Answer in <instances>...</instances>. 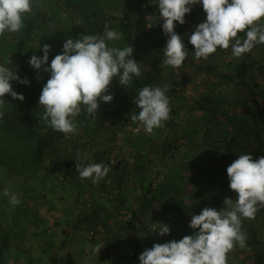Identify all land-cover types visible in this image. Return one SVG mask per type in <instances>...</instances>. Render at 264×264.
<instances>
[{
  "label": "trees",
  "instance_id": "obj_1",
  "mask_svg": "<svg viewBox=\"0 0 264 264\" xmlns=\"http://www.w3.org/2000/svg\"><path fill=\"white\" fill-rule=\"evenodd\" d=\"M40 9L25 17L20 32L2 37L0 65L29 85L12 81V90L25 99L6 96L0 108V173L10 172L21 201L13 207L0 193V264H76L75 236L82 230V240L104 245L90 264H140L141 251L154 240L163 244L194 235L192 215L205 207L219 211L224 198H235L227 167L240 154L264 156V45L242 58L232 57L229 48L197 61L188 38L206 13L196 5L185 24L176 23L174 31L189 53L174 69L163 64L168 37L156 0H66ZM105 25L121 35L107 41L108 47L132 46L130 59L141 75L127 86L114 79L108 93L113 100L100 103L95 119L82 111L77 133L66 138L40 119L39 96L50 74L28 61L34 54L42 58L48 44L44 67H50L67 39L103 35ZM146 85L166 86L170 100V118L154 135L142 127L137 132L139 125L131 120L139 112L134 99ZM77 151L87 154L86 163L109 167L107 177L97 184L81 180ZM57 188L71 193H56ZM153 223L167 224L170 234L153 233ZM242 230L247 248L237 246L229 254L233 263L264 264V208L255 219L243 220Z\"/></svg>",
  "mask_w": 264,
  "mask_h": 264
},
{
  "label": "clouds",
  "instance_id": "obj_2",
  "mask_svg": "<svg viewBox=\"0 0 264 264\" xmlns=\"http://www.w3.org/2000/svg\"><path fill=\"white\" fill-rule=\"evenodd\" d=\"M156 4L159 19L163 20V34L168 37L163 49L165 66L179 69L188 58L189 51L174 29L176 23L185 24V16L196 5H202L206 13L205 21L188 38L197 61L208 60L217 49L229 48L232 57L242 58L256 45H264V0H156ZM32 12V0H0V36L20 32L25 17ZM240 33H245L246 38L242 40ZM119 39L120 33L105 25L103 35L85 34L67 39L62 54L51 60L50 67H44L49 61L50 45H43L42 58L32 55L28 61L30 67L50 74L38 104L43 110L40 119L53 131L66 138L76 134L75 121L82 111L95 119L100 103L113 100V95L108 93L114 79L118 77V83L127 86L133 76L141 75L139 64L130 59L132 46L108 47L107 41ZM12 81L29 85L27 78L21 79L16 71L0 65V108L7 104L6 96L21 102L25 99L12 90ZM134 103L139 112L132 114L131 120L139 125L137 132L142 127L145 133L154 135V129L163 127L170 118L166 86L165 89L142 87ZM3 115L0 111V117ZM86 160L87 154L77 151L75 167L81 180L97 184L107 177L109 167L103 163L89 164ZM227 176L235 198H224L219 211L205 207L199 215H192L189 227L195 230L194 235L154 244L139 255L140 264H228L229 254L237 246L247 248L248 237L242 230V221L255 219L256 213L264 208V156L254 160L250 153L240 154L227 167ZM3 195L13 207L21 203L8 188L3 190ZM151 231L163 237L170 234V226L153 223ZM103 247V244L95 245L93 254L100 253Z\"/></svg>",
  "mask_w": 264,
  "mask_h": 264
},
{
  "label": "rangeland",
  "instance_id": "obj_3",
  "mask_svg": "<svg viewBox=\"0 0 264 264\" xmlns=\"http://www.w3.org/2000/svg\"><path fill=\"white\" fill-rule=\"evenodd\" d=\"M65 2H66V0H32L33 12H37V9H38L37 4H39V6H41L43 8L40 10H43V12H46V11H48V7L50 8L51 5H53L55 7L56 3L58 6L60 4H62V5L65 4ZM63 16H65V15H63ZM48 33H49V30L44 29V32L42 35H44V37H47ZM2 37L3 36H0V53L2 51H4V49H3L4 44L2 42ZM1 57L2 56L0 55V58ZM14 182H15V179L10 175V172H8L7 169H4V172L0 173V193H3V190L5 188H8L10 190V192L19 193L20 189L19 188L15 189L16 183H14ZM13 186H14V188H13ZM17 186H18V183H17ZM19 187H20V185H19ZM45 188H47V187H45ZM53 188L55 189L54 186H53ZM38 189L41 192L43 190L40 186H38ZM43 191H45V193H50L49 189H44ZM42 193H44V192H42ZM56 193H71V191L69 189L62 190V189L57 188ZM83 234H85V230L78 232L75 236V238L78 239L76 242V245L74 247L76 249V251L74 253V258H75L76 264H90V261L93 259V251L92 250H93L95 244H93V243L89 244L88 241L82 240L81 237ZM156 243H160V241L154 240L149 245V248H151ZM132 247L133 246L131 244L128 248V251L133 250ZM74 248L71 247V249H74ZM149 248H147V249H149ZM144 250L145 249H143L141 251V253ZM139 252H140V250H139ZM61 254H65V253L62 251ZM243 257H244V255H243ZM236 261L240 262V264H251L250 259L248 261H244V263H241V261H239V260H236ZM254 262H255V260H254ZM234 263H235V261H234ZM234 263H233L232 258L229 256L228 264H234ZM255 263L260 264L259 262H255Z\"/></svg>",
  "mask_w": 264,
  "mask_h": 264
},
{
  "label": "built area",
  "instance_id": "obj_4",
  "mask_svg": "<svg viewBox=\"0 0 264 264\" xmlns=\"http://www.w3.org/2000/svg\"><path fill=\"white\" fill-rule=\"evenodd\" d=\"M139 241H140L142 247L146 246V241H144L141 237H140ZM133 264H135V263H133Z\"/></svg>",
  "mask_w": 264,
  "mask_h": 264
}]
</instances>
